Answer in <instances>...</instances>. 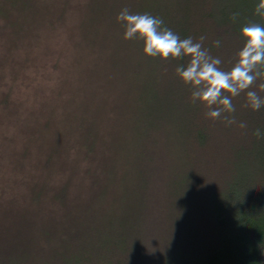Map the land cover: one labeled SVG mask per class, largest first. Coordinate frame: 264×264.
Returning <instances> with one entry per match:
<instances>
[{
  "label": "trees",
  "instance_id": "1",
  "mask_svg": "<svg viewBox=\"0 0 264 264\" xmlns=\"http://www.w3.org/2000/svg\"><path fill=\"white\" fill-rule=\"evenodd\" d=\"M257 3L0 0V132L32 80V122L42 119L36 161L44 172L31 197L0 194V264H264V138L253 135L264 131V112L238 107L235 98L237 124L247 127L234 124L226 142L175 73L186 60L146 57L140 41L123 39L116 20L127 7L162 18L181 39L205 36L203 47L227 70L243 44L241 27L264 25ZM60 33L82 38L85 54L65 56L95 87L62 129L38 111L40 84L21 77L6 46ZM55 51L48 69L33 70L39 79L58 72ZM211 139L220 146L213 170L199 153Z\"/></svg>",
  "mask_w": 264,
  "mask_h": 264
},
{
  "label": "rangeland",
  "instance_id": "2",
  "mask_svg": "<svg viewBox=\"0 0 264 264\" xmlns=\"http://www.w3.org/2000/svg\"><path fill=\"white\" fill-rule=\"evenodd\" d=\"M82 41V38L76 34L69 36L66 33H60L55 37H38L37 41L32 40V37H30L26 43L23 41L6 43V46L12 48L10 56L15 65L14 68L18 69L19 73H22L21 77L24 79V75L27 78H31L32 76L34 78L33 83L40 84L37 97V101L40 104L36 105L38 111L44 114L42 116L45 121L50 120L48 117L51 116L52 123L56 126L58 125L60 129L68 124V119L73 114L79 115L77 106L86 102L95 89L94 85L89 82V75L84 67L73 62L71 56L70 60L65 56V54L71 52H75L78 55L85 54L86 49L83 47L85 43H82ZM78 43H81V45L76 49V44ZM55 47V53L60 60V68L49 80L43 76H40L41 78L39 79L34 72L48 69L51 60L55 57V55L51 56L50 52H54ZM24 49H26V53L16 56L17 53ZM43 50H46L44 56ZM230 67L231 65H226L227 69ZM49 72L54 73V70H49ZM43 80L46 81L44 84H42ZM26 81H29V86L26 92L24 91L26 98L21 106H19L17 110L18 114L10 116L5 122L6 130L1 131L2 133L0 132V194H3L5 200H10L13 197L17 198L18 196L20 200L26 194H29L31 197L32 194H35L33 192L35 190L32 191V188L40 183L38 180L43 177L42 174L44 173L41 163V166H38L36 161L43 157V151L37 147V142L40 141L42 135L35 132L38 127L40 132L41 128L38 125H40L39 123L42 119L37 116V120L32 122V80L27 79ZM260 95L264 96V92ZM237 99L240 101V103L237 102L238 107L242 106L245 96L241 95ZM202 110L205 113L203 107ZM238 110L236 109V116L240 112ZM254 112L255 115H261L264 109L261 107L260 110ZM5 118L6 116H4ZM240 122H242L241 119L238 123ZM212 125L213 128L217 129V133L225 134L226 142H228L226 133L231 132L232 136L235 134V125L228 126L231 129L227 128L224 123H214L212 121ZM218 139L219 145L222 144L221 146H224L226 144L222 140V137ZM219 145H216L215 139H211L199 151V153L203 151L206 155V161L209 164L208 169L210 170L218 168V160L214 162L213 160L220 153ZM210 162L213 163L210 164ZM69 173L70 169L67 168L65 176Z\"/></svg>",
  "mask_w": 264,
  "mask_h": 264
},
{
  "label": "clouds",
  "instance_id": "3",
  "mask_svg": "<svg viewBox=\"0 0 264 264\" xmlns=\"http://www.w3.org/2000/svg\"><path fill=\"white\" fill-rule=\"evenodd\" d=\"M254 15L264 20V0H258ZM237 16L233 13L231 19L235 21ZM116 20L123 26V39L140 41L146 57L165 62L186 60L177 64L175 73L188 87L190 99L205 109L206 118L213 122L219 120L225 126L236 124L246 128L245 122L237 124L234 98L244 94L242 107L252 111L264 107V96L259 94L264 92V25L249 23L241 27L242 47L236 53L235 62L226 70L222 59L203 47L205 36L198 40L191 36L181 39L162 18L147 12L132 13L127 7L121 9ZM214 46L221 47V41H214ZM253 135L264 138V131L258 128Z\"/></svg>",
  "mask_w": 264,
  "mask_h": 264
}]
</instances>
